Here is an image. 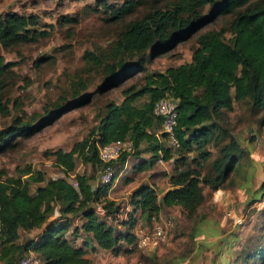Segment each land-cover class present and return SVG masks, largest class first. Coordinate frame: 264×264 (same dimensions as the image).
I'll return each mask as SVG.
<instances>
[{"label": "trees", "instance_id": "16d2710c", "mask_svg": "<svg viewBox=\"0 0 264 264\" xmlns=\"http://www.w3.org/2000/svg\"><path fill=\"white\" fill-rule=\"evenodd\" d=\"M139 5V1L124 0L116 8L102 5L101 12L106 23H114ZM205 7L209 12L202 14ZM222 16L234 18L225 31L199 36L189 63L149 75L138 90H125L119 104L105 105L87 138L73 144L67 152L48 153L63 178L45 180L42 172L29 165L16 169L13 177L0 175V264H17L27 253L36 256L40 264H90L85 256L91 243L114 257L130 254L136 225L151 226L158 221L161 208H177L183 218L192 219L204 200L202 188L213 193L233 187L232 175L248 158V152L234 137L218 129L214 119L223 111L230 112L233 103L244 101L256 110H264V0H170L166 9L127 24L107 54L84 52L83 58L88 66L104 70V87L116 88L120 76L143 70L146 52L151 58L165 54ZM63 21L76 23L74 19ZM35 25L36 19L31 16H0V49L36 40L40 34L33 31ZM225 32L229 34L226 41L222 37ZM134 57H138L137 62L126 61ZM8 70L9 64H3L0 58V92ZM143 97L147 101L137 107L136 101ZM163 99L177 101L175 157L164 146L163 135L159 139L155 136L160 120L152 116V109ZM88 102V96L75 97L34 123L15 118L10 127L0 131V154L11 148L15 139L33 136L64 113ZM7 113L6 106L0 104V115ZM114 141L129 142L132 153L122 154L112 163V167H117L113 180L126 159L139 154L141 145L149 157L133 167V172L150 169L159 158L172 161L168 189L160 198L150 186L134 189L129 198L131 210L124 221L118 220L119 207L107 200L112 184L93 188L89 184L93 177L73 174L77 160L82 165L100 167L98 149ZM211 144L217 156L205 167L210 158L206 148ZM68 177H72L70 182ZM31 186H35L32 191ZM94 205L102 207L104 218L95 214ZM55 213V221L47 224ZM41 229L35 239L19 241L18 231L28 234ZM79 233L85 240L76 245ZM238 260L240 264H264V242Z\"/></svg>", "mask_w": 264, "mask_h": 264}, {"label": "rangeland", "instance_id": "374dc122", "mask_svg": "<svg viewBox=\"0 0 264 264\" xmlns=\"http://www.w3.org/2000/svg\"><path fill=\"white\" fill-rule=\"evenodd\" d=\"M124 0H0V16L16 14L34 17L33 31L40 35L36 40L0 49L3 64H9L5 75L0 104L7 108V115H0V131L10 127L15 118L23 123H34L45 113L64 106L78 96H88L89 102L61 115L53 124L29 138H17L13 146L0 154V175L15 176L16 169L31 166L43 173L45 180L63 178L61 171L48 156L57 150L67 152L73 144L87 138L106 104H119L123 92L138 90L145 79L190 62L197 39L204 33L225 31L233 16H222L195 32L189 39L158 57L145 53L143 70L138 74L119 77L120 85L106 88L107 75L101 68L85 63L84 52L107 54L112 42L126 25L155 10L166 9L170 0H136L140 5L122 21L106 23L102 5L114 8ZM259 0H252L255 3ZM96 9V12L93 10ZM209 12L205 7L202 14ZM76 20L64 23L63 20ZM226 41L228 32L223 34ZM127 59L137 62L138 57ZM147 101H136L139 107ZM218 129L234 137L247 150L248 158L240 162L232 175L233 187L210 192L202 188L203 203L192 219H185L177 208H161L160 222L166 227V246L152 250L134 248L130 254L112 256L98 251L91 243L86 251L90 264H240L238 259L252 253L264 242V110L252 108L249 101L233 103L230 112L223 111L214 119ZM165 147L168 145L165 143ZM210 158L205 167L216 158L213 144L209 145ZM141 145L139 154L131 155L127 166L118 172L107 200L113 201L119 212H129V198L134 189L154 184L163 191L167 176L172 171V161L155 163L143 172H133V167L149 157ZM175 157L177 152L171 149ZM74 175L93 177L91 187H97L98 168L75 161ZM114 173L117 167H113ZM68 177L67 181H71ZM35 186H31V191ZM156 191V189H155ZM218 192V193H217ZM157 194V191H156ZM56 215V214H54ZM230 215V216H228ZM57 217V216H56ZM120 218L122 216L120 215ZM240 223L235 224L234 219ZM124 221V220H123ZM77 222H73L74 225ZM145 227L150 228V225ZM121 231L122 227L119 228ZM78 244L85 240L79 233ZM27 238L20 234V242ZM125 247V246H124Z\"/></svg>", "mask_w": 264, "mask_h": 264}, {"label": "built area", "instance_id": "2783aa9c", "mask_svg": "<svg viewBox=\"0 0 264 264\" xmlns=\"http://www.w3.org/2000/svg\"><path fill=\"white\" fill-rule=\"evenodd\" d=\"M176 104V100L163 99L158 101L152 109V116L160 120V130L155 136L159 139L161 138L160 136L163 135L162 139L170 149H177L178 147V143L174 137L177 119ZM131 153V145L127 141H114L99 148L97 157L101 164V169L98 171L97 176L98 185L106 186L112 184L114 173L112 163L116 161L120 155H130ZM156 163L160 164L161 159L159 158ZM71 186L75 188L76 184L72 181ZM93 211L98 217H105V212L101 206L94 205ZM128 213L129 211L127 209L124 213L119 212L118 220L121 221L125 219ZM120 215L122 218H120ZM234 223L239 224V218L234 219ZM167 226H169L168 223L160 222L159 219L158 221H153L149 229L145 227L144 224L138 223L134 230L136 239L134 248L138 250H152L160 246H166L165 229ZM17 264H40V261L32 253H27L19 259Z\"/></svg>", "mask_w": 264, "mask_h": 264}, {"label": "crops", "instance_id": "0c3cea01", "mask_svg": "<svg viewBox=\"0 0 264 264\" xmlns=\"http://www.w3.org/2000/svg\"><path fill=\"white\" fill-rule=\"evenodd\" d=\"M129 159V158H128ZM128 159H127V161H126V164L123 166V169H125L126 168V166H127V162H128ZM171 173V172H170ZM170 175V174H169ZM168 175V176H169ZM168 176H167V178H168ZM114 182H115V180H114ZM148 186H150V187H152V188H154V189H156V191H157V197L158 198H160L161 197V195L168 189V184H166V187L167 188H165L163 191H161V190H159L158 188H157V186L156 185H154V184H148ZM113 187V186H112ZM168 210V209H167ZM160 213V212H159ZM56 214V213H55ZM161 214V213H160ZM160 214H158V219L160 220ZM56 216H57V214L56 215H53V217H51L50 219H49V221L47 222V224L49 223H53V221H55V218H56ZM44 227H46V225L44 226ZM43 229V228H42ZM42 229L41 230H35V231H31V232H29L28 234H25L24 232H20V231H18V235L20 236V234H24L25 236H26V238L27 239H35L37 236H38V234L42 231ZM80 238H78V240H79ZM20 241V240H19ZM76 245H79L77 242H76ZM98 250V249H97ZM98 251H100V250H98ZM100 252H103V251H100ZM85 258L86 259H88L87 258V255L85 256Z\"/></svg>", "mask_w": 264, "mask_h": 264}, {"label": "clouds", "instance_id": "9594fccd", "mask_svg": "<svg viewBox=\"0 0 264 264\" xmlns=\"http://www.w3.org/2000/svg\"><path fill=\"white\" fill-rule=\"evenodd\" d=\"M127 159H128V158H127ZM127 159H126V161H127ZM125 164H126V162H125ZM125 164H124V165H125ZM113 182H114V180L112 181V183H113ZM112 185H113V184H112Z\"/></svg>", "mask_w": 264, "mask_h": 264}]
</instances>
